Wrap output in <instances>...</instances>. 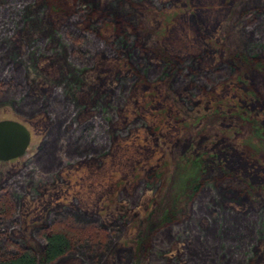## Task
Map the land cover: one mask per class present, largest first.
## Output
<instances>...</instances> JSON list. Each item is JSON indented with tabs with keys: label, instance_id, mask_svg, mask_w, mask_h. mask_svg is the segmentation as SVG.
<instances>
[{
	"label": "rangeland",
	"instance_id": "rangeland-1",
	"mask_svg": "<svg viewBox=\"0 0 264 264\" xmlns=\"http://www.w3.org/2000/svg\"><path fill=\"white\" fill-rule=\"evenodd\" d=\"M93 1L0 0V45L20 54L27 89L47 97L45 107L31 109L4 96L19 85L0 80V120H19L32 132L25 155L0 160V202L20 201L13 217L2 218L1 244L7 243V252L26 243L40 247L46 232L62 229L88 240L74 236V250L50 264H120L122 257L126 264H189L187 237L157 248L155 235L166 227L165 216L184 221L207 204V214L228 218L225 237L234 236L233 243L239 235L250 237L242 240V258L231 264H264V139L255 132L264 128V46L257 48L264 29L263 18H254L264 0H95L92 10ZM74 4L76 27L67 32ZM59 31L71 40L66 53L55 37ZM88 32H96L103 47L110 44V51L88 44ZM125 32L159 69L136 73L121 45ZM184 67L201 80H192ZM178 69L202 88L188 89ZM213 69L217 74L205 72ZM128 77L131 87L108 127L107 109H95L98 96ZM53 113L58 126L50 122ZM55 127L61 148L55 153L64 161L49 180L30 185L35 173L49 174L40 164L55 161L53 143L38 157ZM99 136L102 148L79 153ZM195 159L192 184L200 181L202 188L192 200L191 190L178 192ZM218 233L214 224L210 234Z\"/></svg>",
	"mask_w": 264,
	"mask_h": 264
},
{
	"label": "trees",
	"instance_id": "trees-1",
	"mask_svg": "<svg viewBox=\"0 0 264 264\" xmlns=\"http://www.w3.org/2000/svg\"><path fill=\"white\" fill-rule=\"evenodd\" d=\"M78 1V0H76ZM133 1V0H130ZM93 5H92V10L93 7H95L96 2L95 0L93 1ZM116 3V1H115ZM129 6H134L133 3H129ZM76 7L78 8L77 4H74V8L75 12L72 14V16L69 17L68 23L66 24L65 30L67 32H71L70 30L74 31V27H76V25H74V16L76 11ZM123 7V5L121 6ZM255 19H262V22H260V28L264 29V9H257L255 10ZM90 14L86 15V17L89 19L90 23H92V19L94 18V11H89ZM92 14V15H91ZM259 17V18H258ZM258 18V19H257ZM70 29H69V28ZM249 27V26H248ZM250 29H248V32H252V27H249ZM57 32V30H56ZM55 34V31H54ZM60 34V35H59ZM62 34V35H61ZM120 34V32H119ZM122 36L124 37V39L122 40L123 43L121 44L123 46V49L126 50V52H128V56L133 57V61H135L136 65V73L137 74H141L142 75H151V73H153V70L155 69H159V67L152 65L150 62L145 61L146 58L142 55L141 56V52L143 51L141 49V47L139 45H137L136 47L134 46V44L131 43L129 36H127V32L122 33ZM55 37L58 38V40H60V44L61 47L64 49V52L66 53L67 49L69 48V44L71 42V40H68V38L65 36V34H63V31H59L58 33H56ZM86 37L90 38V41L88 44H95L97 45L98 49H106L107 51H110V49H108V47L110 48V44H107V47H103V41L101 39H98L96 32H88L86 33ZM40 40V38H37V42ZM258 44V49L260 47L264 46V42L261 40ZM105 43V42H104ZM134 43V42H133ZM129 44L132 46V48L129 47ZM5 50V51H1V50ZM10 47L5 44H1L0 45V76L2 78H0L1 83H9V81L11 82H15L16 85H19V89L15 90L13 88H7L4 90V96L5 95H11V97H17L18 99H20V101L22 100V105L25 106H29L31 109L37 108V107H45L44 102L47 101V97L44 94H35L32 93L31 90L27 89V82L24 80L26 74L25 71H22L20 69H18V64H19V60H21L22 58H20V54L18 53V55H14L16 53H12L9 52ZM5 52V53H3ZM14 52H16L14 50ZM144 61L146 64V66L142 67H138L139 65H141V62ZM181 63V60H180ZM187 69L189 72V75L192 77L191 79H197V80H201V77L197 72H195V70H191L188 67H184V69ZM219 69H213V70H209V71H205L208 74H217L216 72H218ZM176 73H179V76L181 77V79L185 80L183 82L189 84L188 89H201L202 85L200 83H198V81H189L191 79H187L184 78L182 74V69H178ZM3 77L5 79H3ZM180 77H178V80L176 82L180 83ZM3 79V80H2ZM131 79V78H130ZM130 79L128 78H124V81L122 85L117 86V87H113L112 90L110 91L111 94L107 93L104 94L101 93L98 96L97 99V106L95 107L96 110L100 111L103 110V108L107 109V111L109 112L108 114H106V120L108 123V127H111V120L113 119V123H115L116 121L114 120L115 114H116V107L118 106V104L125 98L126 93L128 92V90L130 89ZM115 88V89H114ZM116 92V94H115ZM20 96H18V95ZM41 95V96H40ZM56 96V95H55ZM117 96V97H116ZM60 97V96H59ZM115 113V114H114ZM51 116V120L50 122L53 121L54 126H58L59 124V119L57 117V115H55L54 113L50 115ZM56 116V117H55ZM117 116V115H116ZM127 123V122H126ZM95 127H100L98 122H95ZM127 125V124H126ZM53 126V127H54ZM54 130H52L51 134L49 135L48 139L44 142L43 144V149L40 152V155L38 157H40L41 155L44 156V153L47 147L51 146V144L53 143L55 146L53 147L54 149V153L59 149V146L56 148V140L55 136H56V127L52 128ZM121 129V128H120ZM121 131V130H120ZM54 132V133H53ZM66 132V131H65ZM256 135L262 137V139H264V128H257L256 129ZM54 135V138H52L51 136ZM51 137V138H50ZM109 138V137H108ZM107 137L105 138V142H108L109 139ZM101 136H99L97 139L95 138V140H91L89 141L90 144H86L84 145V147H82V149L79 151V153L82 155L83 153L87 154V153H91L90 151H97L98 149L102 148L104 146L103 140L101 141ZM94 142V143H92ZM92 143V144H91ZM106 144V143H105ZM47 146V147H46ZM61 149V148H60ZM59 149V150H60ZM58 150V151H59ZM53 152H50V154H52V157H54L53 160H55L54 162L50 163L49 165H45L39 166V169L43 170V171H49L48 175H44V174H38L35 173L36 175H33V178L29 181L30 185L36 186V184L38 183L36 180L38 178V181L43 182V181H47L50 178V174L53 171V169L55 170L57 168V164L59 163V161H64V157H61L58 153L54 154ZM78 153V152H77ZM57 161V162H56ZM37 164V163H36ZM199 166V161L197 159L192 160L190 168H189V172L186 175V178L182 179V184L180 185L179 189L180 191L178 192V194H182L185 190L186 192L188 190H191V196L190 199L193 200V197L197 196L198 193H200V189L202 188V184L200 183V181H197L196 183L192 184V182H195V177L192 178V176L195 175V170L197 171ZM192 178V179H191ZM21 192V191H20ZM220 196H222L221 193H219ZM19 198V197H18ZM13 199V198H12ZM20 203V201H5L4 204H2L0 202V229L3 225V221L2 218L3 217H13L16 208L18 206V204ZM205 210V211H200V210ZM207 209H210V207L206 204V205H201V206H197L195 209L192 210V213L190 212V214L185 217V220L183 221H179V222H175V220L177 218H169L168 216L164 217V220L162 221V225L161 227L164 225L166 227H164V229L162 231H159L156 235H155V239H154V246L156 245L157 248L160 246L159 243H163V245L167 242L168 239H176V238H181V237H187L188 238V250L192 253L189 254L188 252V259H189V264H231L233 262V260H239L240 258H242L243 255H241V253H239L240 251V247L242 244V240L246 239V241H248L250 239V237L247 236H241L239 235V237H235V243H233V239L234 236H230V237H225L226 235H229L230 232L225 228V226L227 225V217L225 216L222 220L221 218L216 214L215 212H213V214L211 212H209V214L206 213ZM212 214V215H211ZM255 217V216H254ZM8 218V219H10ZM220 218V219H219ZM233 219L236 220L235 217H232ZM260 220H262V224H261V232L262 233L260 235L261 238H264V216L263 214L260 215ZM207 221H209V223H207ZM174 222V223H173ZM183 222V223H182ZM241 222V220H240ZM173 223V224H172ZM185 225V228L183 227V224ZM239 223V221H238ZM237 223V224H238ZM214 224L218 225V229L221 233H218V235L214 236L210 234V229L212 228V226ZM248 226H250V224H253V218H249L247 221ZM177 228H174L175 226H177ZM197 227H200V229H206V230H202V233H199V231L197 230ZM223 227V228H222ZM174 228V229H173ZM251 228V227H250ZM209 229V230H208ZM2 229L0 230V264H50L54 261H56L57 259L65 256L67 253L71 252L74 250V239L73 237H77L78 235L76 233H67L64 230H57V231H50V232H46L44 235V240L45 243L44 245H41L40 247L32 246L29 245L28 243H26L25 245H21L17 248V250L15 251H9L7 252L5 250V246H7V243H5L4 245L1 244L2 241V233H1ZM227 231V233H226ZM194 232V233H193ZM198 233V234H197ZM259 233V232H258ZM153 233H150V235H148L147 240L149 241V246H150V242H151V237L153 236ZM160 234V235H159ZM5 235H7V233H5ZM232 237V238H231ZM260 238V239H261ZM78 241H83V240H88V238L86 237H77L76 238ZM92 240L99 242V240L92 236L91 237ZM221 242L219 243L218 240ZM259 239V240H260ZM7 240V238H6ZM113 240V239H111ZM256 242V241H255ZM254 242V243H255ZM9 243L10 240H9ZM161 243V244H162ZM152 244V242H151ZM253 245H251L250 250H252ZM95 246V245H94ZM106 250V249H105ZM85 258L86 255H84ZM192 261H191V259ZM256 261L260 260V256H256ZM252 259H250L251 261ZM154 262V261H153ZM236 262V261H235ZM120 264H126L127 262L125 261V258L123 259L120 258ZM250 263V262H249ZM159 264V263H156ZM161 264H165L164 260Z\"/></svg>",
	"mask_w": 264,
	"mask_h": 264
},
{
	"label": "water",
	"instance_id": "water-1",
	"mask_svg": "<svg viewBox=\"0 0 264 264\" xmlns=\"http://www.w3.org/2000/svg\"><path fill=\"white\" fill-rule=\"evenodd\" d=\"M32 141L29 127L15 119L0 120V160L9 161L27 152Z\"/></svg>",
	"mask_w": 264,
	"mask_h": 264
}]
</instances>
